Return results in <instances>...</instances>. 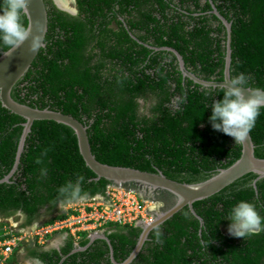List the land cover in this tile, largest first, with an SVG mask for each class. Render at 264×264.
I'll return each instance as SVG.
<instances>
[{
  "label": "trees",
  "instance_id": "trees-1",
  "mask_svg": "<svg viewBox=\"0 0 264 264\" xmlns=\"http://www.w3.org/2000/svg\"><path fill=\"white\" fill-rule=\"evenodd\" d=\"M49 31L43 48L13 98L32 108L62 112L88 127L93 154L103 164L163 172L187 184L204 182L242 156V144L213 129L211 105L224 88L184 80L174 48L187 69L206 81H223L227 29L214 7L232 23L231 77L250 76L246 87L264 90V0H76L72 15L45 0ZM2 7V2H0ZM24 22L28 25L27 16ZM8 48L0 43V56ZM26 120L0 101V180L14 170ZM251 136L264 159V109ZM40 162L37 163L36 161ZM88 197L105 192L109 181L95 180L78 138L68 126L36 121L17 173L0 184V218H22V227L61 212L58 190L79 176ZM248 174L217 195L188 207L155 229L132 264H264V232L236 238L224 232L230 210L249 202L264 218V179ZM141 229L110 235L118 262L134 251ZM159 234V235H158ZM203 241V243H202ZM212 241V242H211ZM72 242L32 250L45 264H60ZM107 244L96 242L64 264H113Z\"/></svg>",
  "mask_w": 264,
  "mask_h": 264
},
{
  "label": "water",
  "instance_id": "water-1",
  "mask_svg": "<svg viewBox=\"0 0 264 264\" xmlns=\"http://www.w3.org/2000/svg\"><path fill=\"white\" fill-rule=\"evenodd\" d=\"M53 1L61 10L67 11L72 15L78 14L77 9H68L62 7L57 0ZM72 2L76 3L75 0H72ZM28 12V26L31 27L32 36L39 37V47L35 52H30V38L29 41L25 42L24 45L12 53L11 57H6L4 53L0 56V101L2 106L11 113L26 120L23 124L24 130L21 136L16 164L12 174H14L19 167L26 141L32 133L34 123L36 121H54L58 124L70 127L75 132L78 138L80 153L86 165L97 176L95 180L99 181L105 179L115 186L130 188L138 185L141 188H150L166 192L173 195L176 199L175 204L171 208L158 214L153 223L142 228L138 243L125 262H116L113 248L110 247L113 264H132L140 255L146 242L149 240L151 233L155 229L163 226L167 221L172 219L177 213L186 207L190 209L191 213L196 218L203 222L202 218L194 209L195 203L217 195L248 174H255L258 176L253 183L255 190L258 192L257 183L264 179V159L256 156V146L251 133L246 141L241 143L243 148L242 156L236 163L227 169H221L216 176L204 182L187 184L171 180L161 171L158 173H150L134 168L103 164L99 162L93 154L88 135V127L82 122L73 116L63 114L62 112L52 111L50 109L40 110L17 102L12 96L14 88L24 79V77H26L40 51L46 47V37L49 31V11L45 0H29ZM213 13L223 22L227 29V56L223 81H206L196 76L187 69L183 57L174 48H162L156 50L169 51L176 56L184 80L189 79L195 84L207 88L227 89V87L230 86L229 81L232 79V23L224 18L216 7H214ZM244 94L246 98L250 95L246 90ZM10 177L11 176H8L0 181V184L8 182ZM105 240L110 244L109 239L105 238Z\"/></svg>",
  "mask_w": 264,
  "mask_h": 264
},
{
  "label": "clouds",
  "instance_id": "clouds-1",
  "mask_svg": "<svg viewBox=\"0 0 264 264\" xmlns=\"http://www.w3.org/2000/svg\"><path fill=\"white\" fill-rule=\"evenodd\" d=\"M0 2H2V7H0V43H2L8 48V51L5 52L4 55L6 57H11L12 53H14L17 49L24 45L25 42L29 41L30 38L31 43L29 51L35 52L39 47V37L32 36L31 27L26 25L23 19L29 13V0H0ZM75 4V9H77L79 13L77 1ZM250 79V76H245L243 73L230 79V86L227 87L226 91L224 92L223 100L215 101L211 105L212 115L210 116L209 120L213 129L216 131H220L229 137H232L235 141V144L244 143L246 141L251 131L255 127L257 118L260 115V110L264 109V90L259 88H247L246 85ZM245 90L250 93L247 98L244 94ZM36 162L39 163L40 161L37 160ZM17 171L18 169L14 174H12L13 171L10 172L9 175L5 177L7 178L8 176H11L10 180L5 183H10L11 179L14 177ZM84 179V176L81 175L77 178V181L74 184L72 182H69L58 190L60 196L64 198L62 204L65 202H67L68 204L64 205L62 207L61 212L54 215L53 218L57 217L58 215H62L64 217L67 212H71L69 210V206H71L72 204L85 203L88 200H93L96 198L105 199L108 187L115 186L110 183L103 194L87 198L88 194L86 192H83L81 188V184L84 182ZM122 188L137 193L142 200L153 203L155 206V216L159 214L158 211L163 207V203L161 201L145 198L140 193L139 189L136 188V185L133 188ZM14 218L15 219L0 218V222H2V226L7 225L12 227L18 236H22L24 233H28L37 227L51 224L47 222L48 220H43L24 228L22 227V218L19 216H16ZM58 219L61 218H57V220ZM229 220L231 221V223L228 231L233 237L245 238L248 236L258 235L259 233L264 232V218H262L258 214L255 209V206L252 203L244 201L239 202L236 206L231 208ZM143 227L144 226L132 228L142 230ZM1 228L2 227L0 226V229ZM126 228L131 227H117L110 229L109 227L104 226L99 228L97 231L93 232L81 231L77 234V236H74L69 232H63L59 234L49 235L46 238L45 244H40L37 239L32 240L28 243L24 242L21 243L20 246L14 250V252L11 254L5 264H20L17 261L20 256L26 257L25 262L27 264H45L41 259L31 256L32 250L38 249L46 250L49 252L51 249H55L58 254H60L63 252V247H65L66 244H70L71 242L73 244V250L69 254H66L62 257L60 264H64L66 260L69 259V257L76 253L78 254L87 252V250L91 246L94 245L95 247L96 242L98 241H103L107 244L110 252V258L111 248H113L115 258V246L110 235L113 233H117L120 229ZM105 238L109 239L110 244L105 240ZM53 239L56 240V243L50 244ZM126 260L118 262L115 258V261L118 263H123Z\"/></svg>",
  "mask_w": 264,
  "mask_h": 264
},
{
  "label": "built area",
  "instance_id": "built-area-1",
  "mask_svg": "<svg viewBox=\"0 0 264 264\" xmlns=\"http://www.w3.org/2000/svg\"><path fill=\"white\" fill-rule=\"evenodd\" d=\"M142 200L137 193L122 187L110 186L105 199L72 204L71 212L46 226H40L22 236L8 226L0 229V264H5L21 243L37 239L45 244L49 235L69 232L74 236L81 231H97L101 227H141L154 222V204Z\"/></svg>",
  "mask_w": 264,
  "mask_h": 264
},
{
  "label": "flooded vegetation",
  "instance_id": "flooded-vegetation-1",
  "mask_svg": "<svg viewBox=\"0 0 264 264\" xmlns=\"http://www.w3.org/2000/svg\"><path fill=\"white\" fill-rule=\"evenodd\" d=\"M136 188L139 189L140 193L145 198L161 201L163 203V207L158 211L159 214L166 211L167 209L171 208L175 204L176 199L171 194H168V193L162 192V191H158V190H154V189H150V188H141L138 185H136Z\"/></svg>",
  "mask_w": 264,
  "mask_h": 264
},
{
  "label": "rangeland",
  "instance_id": "rangeland-1",
  "mask_svg": "<svg viewBox=\"0 0 264 264\" xmlns=\"http://www.w3.org/2000/svg\"><path fill=\"white\" fill-rule=\"evenodd\" d=\"M68 1V0H67ZM70 5H71V7L73 8V9H75V7H76V4L74 3V2H72V0H70ZM69 5V6H70ZM153 205V204H152ZM13 219H15V218H13ZM2 221V220H1ZM0 226L2 227V229L4 230V231H6L7 229H8V226L6 225V226H2V222H0ZM228 229H229V227H225L224 228V232L226 233V234H230L229 233V231H228ZM57 236V235H56ZM55 236V237H56ZM22 250H24V249H22Z\"/></svg>",
  "mask_w": 264,
  "mask_h": 264
},
{
  "label": "bare ground",
  "instance_id": "bare-ground-1",
  "mask_svg": "<svg viewBox=\"0 0 264 264\" xmlns=\"http://www.w3.org/2000/svg\"><path fill=\"white\" fill-rule=\"evenodd\" d=\"M61 5H62V7H65V8H68V9H73L72 7H71V3H70V0H57ZM70 5V6H69Z\"/></svg>",
  "mask_w": 264,
  "mask_h": 264
},
{
  "label": "crops",
  "instance_id": "crops-1",
  "mask_svg": "<svg viewBox=\"0 0 264 264\" xmlns=\"http://www.w3.org/2000/svg\"><path fill=\"white\" fill-rule=\"evenodd\" d=\"M52 243H56V240H52L51 242H50V244H52ZM20 264H27L25 261H26V257H23V256H20L19 258H18V260H17Z\"/></svg>",
  "mask_w": 264,
  "mask_h": 264
}]
</instances>
